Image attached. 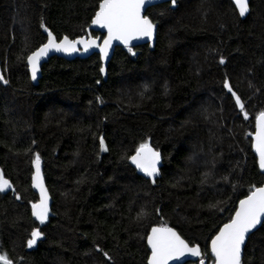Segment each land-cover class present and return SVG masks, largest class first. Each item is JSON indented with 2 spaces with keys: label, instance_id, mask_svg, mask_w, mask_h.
I'll list each match as a JSON object with an SVG mask.
<instances>
[{
  "label": "trees",
  "instance_id": "16d2710c",
  "mask_svg": "<svg viewBox=\"0 0 264 264\" xmlns=\"http://www.w3.org/2000/svg\"><path fill=\"white\" fill-rule=\"evenodd\" d=\"M98 3L0 0L8 81H0V172L15 188L0 191V253L13 264H148L147 235L164 225L200 245L212 264V237L239 200L264 185L252 146L264 111V0H250L245 18L231 0L157 4L146 12L159 27L154 50L118 47L108 64L97 53L54 56L34 84L27 55L48 31L56 40L85 35ZM145 141L164 158L155 183L129 159ZM36 153L54 200L44 224L31 208ZM33 229L42 235L28 247ZM242 264H264V226L249 237Z\"/></svg>",
  "mask_w": 264,
  "mask_h": 264
},
{
  "label": "snow or ice",
  "instance_id": "6c2138e0",
  "mask_svg": "<svg viewBox=\"0 0 264 264\" xmlns=\"http://www.w3.org/2000/svg\"><path fill=\"white\" fill-rule=\"evenodd\" d=\"M148 3L149 0H99L91 23L107 29L103 45L96 44V40L92 38L86 39L84 36H79L75 40H71L67 35L60 38L59 43H57V38L54 37L51 31H48L47 42L31 51L26 57L32 79H36L40 62L42 58L49 54L51 49L72 53L80 50L77 47L78 44L83 45L85 51L96 45V47H99L101 59H103L108 55V48L114 39L122 41L125 46L129 45V42L136 37H147L151 40L155 26L149 16L142 14V10ZM171 3L175 5L176 0H171ZM234 3L241 17L248 13V0H234ZM41 27H44L43 22ZM45 30L47 31V29ZM129 51H131V48H129ZM219 63H225L223 56L220 57ZM104 71V67L101 66L100 72L103 73ZM0 81L4 84L8 83L3 74H0ZM223 86L231 93L235 98L236 105L243 111L245 105L240 96L232 90L227 75H225ZM147 87L145 85V88ZM244 115L247 118V112ZM253 141L252 146L259 155V167L264 169V111L259 112L256 116V130L253 134ZM99 145L102 150H106L103 136L99 138ZM129 159L146 176L154 178L159 174L158 165L161 162V154L153 149L147 141L140 143L135 150V154L130 156ZM32 163L35 167V172L31 176L32 183L40 189V199L31 204L32 215L43 222L48 217L49 207L48 195L41 174L39 153L35 154ZM153 183H155V179H153ZM11 187L10 180L0 172V191ZM16 199H21L18 193H16ZM212 207H216V205H212ZM144 215L145 212L141 209L137 213L136 219L140 220ZM257 225L264 226V185L254 187L248 195L240 199L235 212L226 223L219 227V230L212 237L211 253L214 256V264H242V246L246 244L247 237L252 234ZM41 235L38 229H33L31 238L27 240V246L32 247ZM147 243L151 247L148 264H168L171 258L183 256L186 252L191 253L193 256L200 255L198 245L190 247L188 242L181 238L174 228L164 225L151 228L147 235ZM97 248L99 249V246ZM104 256L108 260L112 259L107 252H104ZM0 262L2 264H13V261L9 260L6 254H0Z\"/></svg>",
  "mask_w": 264,
  "mask_h": 264
},
{
  "label": "water",
  "instance_id": "95a60500",
  "mask_svg": "<svg viewBox=\"0 0 264 264\" xmlns=\"http://www.w3.org/2000/svg\"><path fill=\"white\" fill-rule=\"evenodd\" d=\"M233 3H234V0H231ZM168 2H170L171 3V0H149V3L145 6V8L142 10V14L143 15H146V12H147V9L149 8V7H152V6H155V5H157V4H161V3H167L168 4ZM172 4V3H171ZM234 5H235V3H234ZM248 5H249V11H248V13L250 12V0H248ZM172 6H173V4H172ZM235 7H236V9H237V6L235 5ZM238 10V9H237ZM239 12V11H238ZM248 13H246L245 14V16H243L242 18H245L247 15H248ZM150 18V17H149ZM151 19V18H150ZM152 20V19H151ZM152 22H153V20H152ZM153 24H154V32H153V37H152V39L151 40H149L147 37H136V38H133L130 42H129V45H127V46H125L124 44H123V42L122 41H120V40H113L112 42H111V44H110V46H109V48H108V55L107 56H105L103 59H101V60H103L102 62L104 63V64H108L110 61H111V59L113 58V55H114V53H115V51H116V49L118 48V47H136V46H139V45H144V44H148L149 45V47H150V49L151 50H154L155 49V46H156V41H157V36H158V24H156V22L154 23L153 22ZM93 31H95V32H100L101 33V35L100 36H94L93 34H92V32ZM107 35V29L106 28H104V27H102V26H100V25H93L92 23L88 26V28H87V30H86V34L85 35H83L86 39H88V38H92V39H95L96 40V44H99V45H103V42H104V37ZM69 39H71V40H75V39H72V38H70L69 37ZM56 42L57 43H59V40H56ZM77 47L80 49L79 51H75V52H72V53H65V52H63V51H57V50H55V49H51L50 51H49V54L46 56V57H44V58H42V60H41V62H40V65H39V69H38V72H37V77H36V79L35 80H33L32 79V77H31V70H30V68L28 67V71H29V74H30V77H31V80H32V82L34 83V84H38V82H39V80L41 79V75H42V73H43V65L45 64V62H48V60L50 59V58H52V57H54V56H58V57H61V58H64V59H66V60H75V59H86V58H88V57H90V56H92L93 54H95V53H97V54H99L100 55V57H101V54H100V49H99V47H96V45H93L91 48H89L87 51H85V50H83V45H80V44H78L77 45ZM0 64H1V60H0ZM28 66V65H27ZM0 74H3V72H2V65H0ZM4 84V83H3ZM4 85H6V84H4ZM233 90V89H232ZM234 91V90H233ZM235 92V91H234ZM237 94V93H236ZM238 95V94H237ZM239 96V95H238ZM234 98V97H233ZM235 99V98H234ZM241 101L243 102V100L241 99ZM244 103V102H243ZM238 107V106H237ZM238 109L239 110H241L239 107H238ZM255 130H256V128H255ZM254 142V141H253ZM153 149H155L156 151H158V152H160L159 150H157L156 148H154L152 145H150ZM254 148V147H253ZM254 151H255V154L257 155V157H258V161H259V155H258V153L256 152V150H255V148H254ZM135 154V153H134ZM133 154V155H134ZM160 154H161V162H160V164L158 165V167H159V174L156 176V177H148V176H146V174L145 173H143L140 169H138L136 166H135V164L130 160V163H131V165L134 167V169L136 170V172H137V174H139L140 176H142V177H144V178H146V179H149V180H151L152 182H153V179H155V181L158 179V178H160L161 177V174H162V166H163V161H164V158H163V155H162V153L160 152ZM44 165H43V161L41 160V174H42V177H43V183H44V187H45V189H46V191H47V195H48V207H49V214H48V217H47V219L46 220H44L43 222H41L39 219H37L36 217H35V219L37 220V221H39L40 223H45V222H48L49 220H50V218L53 216V202H54V200H53V197H52V194H50L51 192H50V189H49V187H48V185H47V182L45 181L46 179H45V176H44ZM261 169V168H260ZM261 171L262 172H264V169H261ZM34 172H35V167H34ZM11 182V181H10ZM11 185H12V187L11 188H8V189H5L6 191H8V192H13V193H15V188H14V185H13V183L11 182ZM31 185H32V189H33V191L38 195V200L40 199V189L39 188H37V187H35L34 185H33V183L31 182ZM243 199V198H242ZM239 204V203H238ZM156 226H158V225H156ZM261 227V225H257V228L256 229H254L253 230V232H252V234L254 233V232H256L259 228ZM171 228H173V227H171ZM175 229V228H174ZM176 230V232L181 236V238H183L185 241H187L179 232H178V230L177 229H175ZM251 234V235H252ZM250 235V236H251ZM250 236H248L247 237V239H246V244H247V242H248V240H249V237ZM188 242V241H187ZM148 244V243H147ZM188 244H189V246L191 247V246H194V245H192L190 242H188ZM246 244L245 245H243L242 246V259H243V256H244V251H245V247H246ZM199 246V250H200V255L199 256H193L191 253H185L183 256H179V257H173V258H171L169 261H168V264H186V263H189V262H199L200 264H205V262H204V259H201V255L203 254L202 253V248H201V246L200 245H198ZM148 248H149V250H150V255H151V247H150V245H148ZM209 250H210V255L213 257V259H214V256L212 255V253H211V241H210V244H209ZM1 254V253H0ZM212 264H214V262L212 263Z\"/></svg>",
  "mask_w": 264,
  "mask_h": 264
},
{
  "label": "rangeland",
  "instance_id": "374dc122",
  "mask_svg": "<svg viewBox=\"0 0 264 264\" xmlns=\"http://www.w3.org/2000/svg\"><path fill=\"white\" fill-rule=\"evenodd\" d=\"M33 246H34V245H33ZM33 246H32V247H33ZM198 263H199V262H198Z\"/></svg>",
  "mask_w": 264,
  "mask_h": 264
}]
</instances>
